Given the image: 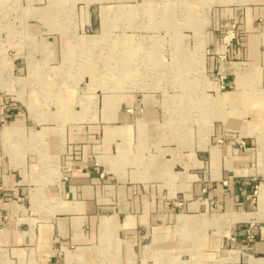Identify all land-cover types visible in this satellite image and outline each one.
<instances>
[{"label":"crops","instance_id":"1","mask_svg":"<svg viewBox=\"0 0 264 264\" xmlns=\"http://www.w3.org/2000/svg\"><path fill=\"white\" fill-rule=\"evenodd\" d=\"M258 4L254 20L264 15V0ZM247 36L245 49H238L246 61L228 67L234 87L222 95L228 108L233 106L218 115L228 130L249 137L246 148L236 149L233 142L200 145L193 139L185 151L176 143L168 146L177 137L161 132L159 109L151 96L136 122L124 108L134 104V94H107L98 113L106 136L96 156L99 165L82 162L60 188L52 183L35 188L28 180L36 176H29L26 168L35 162L42 170L54 168L64 131L60 125L39 131L29 127L32 139L39 142L36 157L22 153L14 163L0 153V264H135L132 252L139 229H147L148 235L151 229L159 230L148 241L144 235L142 264H264V23H254ZM188 82L192 111L207 97L199 82ZM60 97L65 107L57 116L62 119L94 115L87 105L72 109V97ZM206 106L209 123L215 119V105ZM30 116L36 124L33 116L38 112ZM13 117L6 129L20 128L22 134L28 128L25 115ZM103 167L113 175L110 182L130 184L125 192L112 186L120 196L116 208L101 178ZM199 170H205V184L193 182ZM183 177L193 183L184 185ZM182 193L190 198L184 207L172 202ZM26 194L28 206L17 201ZM215 202L217 209L211 208ZM25 207L29 214H23ZM9 214L16 221L5 229L2 221ZM250 229L255 238L248 242ZM230 236L237 242L225 249Z\"/></svg>","mask_w":264,"mask_h":264},{"label":"rangeland","instance_id":"2","mask_svg":"<svg viewBox=\"0 0 264 264\" xmlns=\"http://www.w3.org/2000/svg\"><path fill=\"white\" fill-rule=\"evenodd\" d=\"M260 1L0 0V153L14 163L22 153L36 157L39 142L32 139L29 127L39 131L43 126L60 125L64 140L55 167L42 170L35 162L26 168L29 176L41 177L36 182L29 179L31 186L52 183L60 188L80 163L99 165L96 156L104 149L106 136L98 113L107 94H134V104L124 108L136 122L144 116L151 96L159 109L161 132L177 137L168 146L176 143L185 151L193 139L200 145L233 142L236 149L246 148L249 137L228 130L218 115L233 106L228 108L220 98L234 87L233 70L228 67L246 61L238 49H245L254 23H264V15L254 20ZM190 80L199 82L200 92L207 97L192 111L187 104ZM204 81L206 86L201 84ZM63 94L74 99L72 109L79 111L87 105L94 115L57 116L65 107L60 99ZM211 102L216 114L208 123L206 103ZM18 112L27 119L28 128L22 134L20 128L6 129ZM37 112L38 117H33L38 125L30 116ZM204 171L195 172L193 182L205 184ZM112 177L103 167L101 178L116 208L117 189L125 192L130 184L110 182ZM183 180L184 185L193 183L191 178ZM113 185L118 188L112 189ZM188 199L182 193L172 202L184 207ZM17 201L28 206L29 195ZM211 208H219V202ZM29 212L25 207L23 214ZM15 221V215H6L1 226L12 228ZM147 232L139 229L136 235L135 264L143 261L144 235L148 241L159 234L158 229ZM234 238L226 240L225 249L233 248Z\"/></svg>","mask_w":264,"mask_h":264},{"label":"built area","instance_id":"3","mask_svg":"<svg viewBox=\"0 0 264 264\" xmlns=\"http://www.w3.org/2000/svg\"><path fill=\"white\" fill-rule=\"evenodd\" d=\"M254 238H255V236H254L253 232L251 231V229L250 230H247V239H248V242L253 241ZM234 240H236V238H234Z\"/></svg>","mask_w":264,"mask_h":264},{"label":"bare ground","instance_id":"4","mask_svg":"<svg viewBox=\"0 0 264 264\" xmlns=\"http://www.w3.org/2000/svg\"><path fill=\"white\" fill-rule=\"evenodd\" d=\"M151 57H153V56H151ZM154 58H155V57H154ZM152 59H153V58H152ZM119 66H120V65H119ZM169 70H170V69H169ZM230 94H231V93H230ZM220 98L222 99V98H224V96H221ZM6 136H7V135H6Z\"/></svg>","mask_w":264,"mask_h":264}]
</instances>
